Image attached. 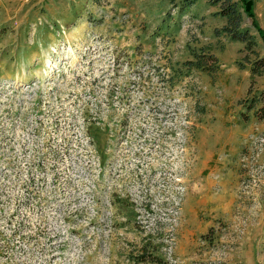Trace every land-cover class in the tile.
I'll return each mask as SVG.
<instances>
[{"label": "rangeland", "instance_id": "obj_1", "mask_svg": "<svg viewBox=\"0 0 264 264\" xmlns=\"http://www.w3.org/2000/svg\"><path fill=\"white\" fill-rule=\"evenodd\" d=\"M252 1L264 34V0ZM182 12L169 0H0V264H161L135 262L145 246L166 264H264V124L251 112L243 122L238 105L251 83L264 91V72L252 82L237 64L248 68L244 53L220 43L219 79L188 76L180 51L191 47L169 31ZM200 27L188 28L195 49L210 35L197 38ZM242 27L255 32L245 15ZM169 65L183 75L164 82ZM158 111L190 122L192 164L155 179L169 210L99 203L95 174L115 159L114 121ZM200 181L218 205H193ZM106 211L110 231L97 227ZM138 217L151 230L138 229Z\"/></svg>", "mask_w": 264, "mask_h": 264}, {"label": "built area", "instance_id": "obj_2", "mask_svg": "<svg viewBox=\"0 0 264 264\" xmlns=\"http://www.w3.org/2000/svg\"><path fill=\"white\" fill-rule=\"evenodd\" d=\"M109 61L113 63L114 58L109 57ZM190 79L191 82L195 80L194 76ZM164 82H170V78L168 77ZM36 83L28 88L34 87ZM129 100V97L124 98V101ZM173 103L182 104L177 99ZM181 110L185 111L186 106H183ZM186 114L180 111H158L152 114L145 113L136 118L124 113L117 123L114 121V125L119 127L115 141L116 156L103 174L98 166L95 174L97 185L100 192L104 191L105 196L97 201L99 203L104 201L107 204L116 201L125 202L136 211L152 207L167 212L169 209L161 207L162 203L168 201L165 182L155 181V179L163 177V167L166 174H172L177 172L179 165L186 168L188 164H192L190 155L185 154L189 151L190 132V122ZM153 185L156 186L157 191ZM177 189L184 192L182 185ZM159 205L160 208H158ZM113 214L112 211H106L102 215L97 214V227L107 228L110 231L113 225ZM163 222H158L157 230L163 226ZM135 224L143 231L152 228L140 217Z\"/></svg>", "mask_w": 264, "mask_h": 264}, {"label": "trees", "instance_id": "obj_3", "mask_svg": "<svg viewBox=\"0 0 264 264\" xmlns=\"http://www.w3.org/2000/svg\"><path fill=\"white\" fill-rule=\"evenodd\" d=\"M171 5L175 9L184 11L189 7L193 6L198 0H181L176 4L175 0H169ZM209 6H218V11L214 13V16L225 18L226 23L221 28H216L213 31V35L216 38L221 36L226 37L231 42H240L244 44L242 53V61L248 65L250 78L253 82L254 78L260 77L264 72V57L261 56L257 51L256 36L251 33L250 30L242 27L243 15L250 20L251 28H253L264 42V34L259 28L258 23L255 20L253 14V1L252 0H206ZM190 56L192 60L182 63V68L186 69L189 73L197 71L207 76H210L211 80L215 79V75L220 70V65L217 58L211 54V48L209 46L201 47L199 49L189 48ZM237 64L241 67L240 69H246L240 62ZM172 75L170 80L182 76V69L178 67L174 69L171 65L169 66ZM251 83L246 96L239 100L238 105L245 109V112L240 113V118L243 122L249 120L248 113L251 112L252 116L259 122L264 124V91L254 90ZM140 255L134 257L136 263L141 262H154L166 264L157 257H152L148 253L147 247H142Z\"/></svg>", "mask_w": 264, "mask_h": 264}, {"label": "crops", "instance_id": "obj_4", "mask_svg": "<svg viewBox=\"0 0 264 264\" xmlns=\"http://www.w3.org/2000/svg\"><path fill=\"white\" fill-rule=\"evenodd\" d=\"M217 11H218V6L212 7V6H209L207 4L206 0H198L193 6L189 7L188 9H186L182 12V17H181L182 19H181L180 24H178L176 28L171 27L169 29V31H170V35L172 36L171 39L179 40L181 42L182 46L184 43L185 44L188 43V46H190L191 48H194V47L192 46L191 43H189L190 39H188V37H187L189 27H192V26L194 27L196 24H199V26H201L200 30H196V37L197 38H200V32L201 31L202 32L209 31L210 35L207 36L205 40H206V42L213 44V45H210V46H212L211 54H213L217 58L219 65H220V70L215 75L216 79H219V77L224 73L225 64H224V62H222L220 60L219 57H217L218 55L215 53V50H214L216 48L215 45L220 44V43H222V44L225 43V45H223V51H225L227 45H229L230 47L236 48L237 51H240L239 53L241 54L243 49H244V44H242L240 42H231L230 40H228L224 36L216 38L215 36L212 35V37H211V33H213L214 29L221 28L226 23L225 18L214 16V13H216ZM259 27L262 30V27L260 25H259ZM251 33H253L256 36V34H255L256 31L251 32ZM163 36L164 35H162L161 37H163ZM198 42L199 41L195 40L196 44ZM206 42L197 45L198 46L197 49H199L201 47L209 46V44ZM256 42H257L256 51L257 52L264 51V49L262 48L263 42L258 35L256 36ZM180 54H181L180 56H182V55L184 56V59H183L184 61H182V62L192 60V57L190 56L189 51H180ZM173 55L175 57L176 53H174ZM262 56H264V54H262ZM178 58H180V57H178ZM176 62H178V61H176ZM243 71L245 72V74L249 78L250 73H249L248 68L244 69ZM249 122L256 123V121L254 119H251ZM216 129H217V127H214L213 123L209 124V128L205 130L206 136L207 137H210V136L214 137V135H216V133L214 134V131L217 132ZM202 142L198 143V141H197L198 150L200 147L201 148L202 147H210L208 144V138H206V140L202 139ZM202 152H204V150ZM210 161H211L210 158L207 159V162L204 161L205 162L204 165L202 162L201 166L202 165L203 166L202 167L200 166L201 169H205ZM196 170L194 172L195 175H196ZM199 184H200V186H199L200 188H197V192L199 194H198V197L192 201L193 205H195V203H196L197 208L205 207L207 205L212 206L213 205L212 202H214L215 205H218L217 200L212 199V196L209 195V190H208L209 187H208L207 182L206 181H200ZM226 205L227 204H225V206ZM221 208H223V207H221ZM253 241H256V239L254 238V240H251L249 237V239L247 240V242H248L247 246L253 247L251 244V242H253Z\"/></svg>", "mask_w": 264, "mask_h": 264}]
</instances>
